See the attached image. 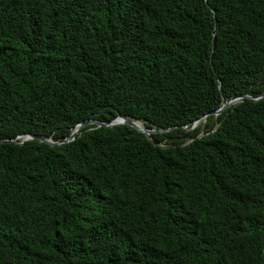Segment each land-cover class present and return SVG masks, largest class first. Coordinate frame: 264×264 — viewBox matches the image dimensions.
Masks as SVG:
<instances>
[{"label":"trees","instance_id":"obj_1","mask_svg":"<svg viewBox=\"0 0 264 264\" xmlns=\"http://www.w3.org/2000/svg\"><path fill=\"white\" fill-rule=\"evenodd\" d=\"M263 93L264 0H0V140L170 128L0 143V264H264Z\"/></svg>","mask_w":264,"mask_h":264},{"label":"water","instance_id":"obj_2","mask_svg":"<svg viewBox=\"0 0 264 264\" xmlns=\"http://www.w3.org/2000/svg\"><path fill=\"white\" fill-rule=\"evenodd\" d=\"M263 96H264V93L255 99H260ZM245 98H254V97L250 96V95H244V96L233 97L231 99H228L225 101V103L222 105V107H220L218 110L213 111L209 114H205L204 116L195 120L193 127H195L201 120H204L207 116L212 115V114L219 115L223 111H225L228 107H230L231 105H234L238 102H241ZM136 121H141V120L126 117L122 114H117L111 120H107V121H101L98 119H88V120L81 121V122L77 123L73 128H71L70 133L62 140H56L51 136L48 137V136H44V135H40V134L22 133L13 139L0 140V143L9 142V141L17 142L18 140H20V143H24L27 140L36 139V140H39L40 142H45V143L50 144L52 146L64 145L66 143H69V142L75 140L76 137L82 132V129L86 128L89 125H96L97 127H102V126L115 127L118 125H129L135 129L143 132L144 134H146L149 137L153 133L164 132V131H167L170 129V128L169 129L152 128L146 122H143V121H141L142 122V126H141V125L137 124Z\"/></svg>","mask_w":264,"mask_h":264},{"label":"bare ground","instance_id":"obj_3","mask_svg":"<svg viewBox=\"0 0 264 264\" xmlns=\"http://www.w3.org/2000/svg\"><path fill=\"white\" fill-rule=\"evenodd\" d=\"M136 123L142 126V122L141 121H136ZM87 128H88V126H87Z\"/></svg>","mask_w":264,"mask_h":264},{"label":"rangeland","instance_id":"obj_4","mask_svg":"<svg viewBox=\"0 0 264 264\" xmlns=\"http://www.w3.org/2000/svg\"><path fill=\"white\" fill-rule=\"evenodd\" d=\"M192 128V127H191Z\"/></svg>","mask_w":264,"mask_h":264}]
</instances>
